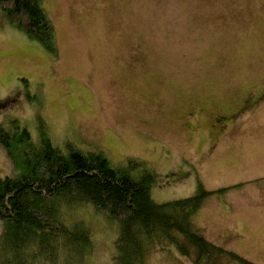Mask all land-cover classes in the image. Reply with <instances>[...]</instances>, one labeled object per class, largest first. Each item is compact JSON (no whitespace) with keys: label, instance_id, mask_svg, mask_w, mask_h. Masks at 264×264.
<instances>
[{"label":"rangeland","instance_id":"rangeland-1","mask_svg":"<svg viewBox=\"0 0 264 264\" xmlns=\"http://www.w3.org/2000/svg\"><path fill=\"white\" fill-rule=\"evenodd\" d=\"M44 7L56 54L0 8V122L16 118L37 140L42 119L61 148L101 150L115 166L145 162L161 179L152 190L158 203L202 185L212 194L195 225L214 244L264 264V99L225 132L212 127V113L264 91V0H44ZM13 169L0 146V178ZM68 216L91 231L85 264H113L118 222L87 206ZM163 246L146 264H192Z\"/></svg>","mask_w":264,"mask_h":264},{"label":"trees","instance_id":"trees-1","mask_svg":"<svg viewBox=\"0 0 264 264\" xmlns=\"http://www.w3.org/2000/svg\"><path fill=\"white\" fill-rule=\"evenodd\" d=\"M0 8L15 27L56 54L44 0H0ZM0 146L14 168V175L0 178V264H85L93 251L91 231L68 216L85 206L119 224L113 264H146L163 245L174 246L192 264H219L222 258L256 264L214 244L195 225L193 217L212 194L202 185L189 197L158 203L152 190L161 179L145 162L115 166L104 151L70 142L61 148L42 119L37 140L16 118L0 122Z\"/></svg>","mask_w":264,"mask_h":264},{"label":"flooded vegetation","instance_id":"flooded-vegetation-1","mask_svg":"<svg viewBox=\"0 0 264 264\" xmlns=\"http://www.w3.org/2000/svg\"><path fill=\"white\" fill-rule=\"evenodd\" d=\"M255 94V93H253ZM252 93L249 94L248 96L244 97L242 99V103L234 107L233 109L229 111H218L216 113H212L215 121V125L213 124L212 127L218 128V131L225 132L221 129L228 128L230 125H232L234 122L238 120V118L246 113L251 107L252 104L256 102L255 99H264V91L262 93L257 92L255 95ZM194 112H188V116H193ZM226 128V129H227Z\"/></svg>","mask_w":264,"mask_h":264}]
</instances>
